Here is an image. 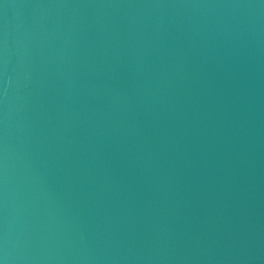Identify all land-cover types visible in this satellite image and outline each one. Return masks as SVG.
Listing matches in <instances>:
<instances>
[{
  "label": "water",
  "instance_id": "95a60500",
  "mask_svg": "<svg viewBox=\"0 0 264 264\" xmlns=\"http://www.w3.org/2000/svg\"><path fill=\"white\" fill-rule=\"evenodd\" d=\"M0 264H264V0H0Z\"/></svg>",
  "mask_w": 264,
  "mask_h": 264
}]
</instances>
